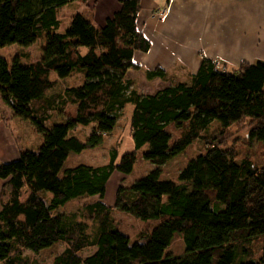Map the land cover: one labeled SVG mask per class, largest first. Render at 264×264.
<instances>
[{"label": "trees", "instance_id": "obj_1", "mask_svg": "<svg viewBox=\"0 0 264 264\" xmlns=\"http://www.w3.org/2000/svg\"><path fill=\"white\" fill-rule=\"evenodd\" d=\"M72 1L0 0V48L30 46L45 31L38 59L0 56L1 102L42 136L36 150L19 146L0 163V264H40L36 254L59 245L51 264H264V60L228 71L204 57L186 79L157 67L146 77L166 76L167 85L142 94L128 77L141 67L135 54L151 46L138 28L141 0H120L103 24L76 13L58 31V10ZM53 72L82 80L52 97ZM127 106L134 150L114 147L102 166L63 168L70 152L100 145ZM196 139L203 150L176 180L161 179V167ZM137 151L155 168L120 184L106 204L111 173L129 174ZM95 195L78 213L57 212ZM116 210L157 221L131 239ZM176 234L184 246L174 254Z\"/></svg>", "mask_w": 264, "mask_h": 264}, {"label": "rangeland", "instance_id": "obj_2", "mask_svg": "<svg viewBox=\"0 0 264 264\" xmlns=\"http://www.w3.org/2000/svg\"><path fill=\"white\" fill-rule=\"evenodd\" d=\"M98 0H89L86 3L81 0H74L69 2L59 8L58 18L60 19V26L57 29L58 31H64L68 26L70 17L76 13H82L89 20H93L96 24H103L107 17L111 16L115 10H117L113 5L105 3H98ZM107 1V0H106ZM155 4H167V0H153ZM108 2V1H107ZM114 2V1H113ZM120 3V0H119ZM165 8V7H164ZM160 9V8H159ZM157 9V10H159ZM167 11V9H166ZM165 11V13H166ZM154 12L155 18L159 21L162 17H158ZM141 31V30H140ZM143 33V32H142ZM45 40V31L40 34L36 40L30 46H19L17 44H12L10 46H5L0 48V56L6 58L10 63L14 57L18 56L22 63H28L31 60L38 59L42 54V47ZM138 63V62H137ZM141 66V63H138ZM218 68H225L228 71H231L234 67L227 64L224 65L223 62L217 63ZM180 66L177 64L171 71H165L166 76H173V70ZM153 71V67H148L143 64L140 69H132L128 72V77L132 78L136 82V86L142 94L153 93L156 90L167 85L165 82V77H156L152 80H148L146 77L147 71ZM180 78L186 79V75H180ZM52 79H57L55 88L49 91L48 95L57 96L63 91V88L68 85H76L81 82L82 77L80 74L76 73L67 78H58L54 72L51 73ZM3 106V107H2ZM0 100V118L7 119L11 115L12 119H7L9 125L15 133L11 132V128L7 125L8 123L3 120V128H0V163L8 162L11 160H3L4 158L11 157L9 154L11 150L19 151L20 147L28 150H36L42 136L37 132L33 124L29 120H24L19 117H13L10 113V110L6 108ZM132 107L127 106L123 110V114L120 116L119 121L114 128V130L105 135L103 142L93 148L83 149L81 152H70L63 168L75 167L78 165H87V166H102L108 162L109 153L112 148H117L119 155L126 151L134 150L133 140L131 138L130 132V115ZM65 114L73 116L75 113V107L69 105L65 108ZM52 118L58 119L57 113H51ZM8 126V127H7ZM1 127V126H0ZM87 130V129H86ZM85 130V131H86ZM7 134V135H6ZM7 136L11 139L7 140ZM84 137V132L80 134ZM4 142V145L3 143ZM20 146V147H19ZM203 142L199 139L194 140L190 146H188L184 151L179 152L174 158L170 159L165 165L161 167L160 177L161 179H177V172L181 166L185 163L187 159L194 157L197 152L203 150ZM138 152V158L135 162L133 170L129 174H122L119 171H113L107 181L105 195L103 196V201L108 205H113L116 195L117 187L121 185H129L134 180L138 179L148 171L155 168L150 162L145 161L141 155L140 151ZM14 160V159H12ZM0 180V188H1ZM98 199V196H90L83 199L72 200L67 203L64 207L57 210L59 213L68 214L69 212L79 211L84 205L92 203ZM115 221L118 223V229L121 232L127 234L131 239H137L140 234L144 232H149L150 227L157 221L154 218L143 219L136 217L132 214L116 210L114 213ZM183 240L180 234H176L175 238L167 249V251H172L174 254L180 253L183 250ZM62 246H57L56 249L52 251H47L44 253H39L37 255V260L40 264H51L52 258L55 255V252L60 251ZM93 249H86L82 252V255H87L92 252ZM29 253V252H27Z\"/></svg>", "mask_w": 264, "mask_h": 264}, {"label": "crops", "instance_id": "obj_3", "mask_svg": "<svg viewBox=\"0 0 264 264\" xmlns=\"http://www.w3.org/2000/svg\"><path fill=\"white\" fill-rule=\"evenodd\" d=\"M103 1L116 9L120 6L119 0H98L97 4ZM166 3L141 0L138 28L151 44L147 53L135 54L134 59L141 66L171 71L179 64L173 72L180 76L195 73L204 57L216 65L229 64L234 67L232 70L242 61L264 60V0H167ZM160 7L167 11L158 21L154 12ZM7 119H12L11 115ZM7 119L0 118V128L5 126L3 120L8 123ZM11 132L15 133L12 128ZM8 139L11 142L7 136ZM11 151V157L3 160L17 158L19 151Z\"/></svg>", "mask_w": 264, "mask_h": 264}, {"label": "built area", "instance_id": "obj_4", "mask_svg": "<svg viewBox=\"0 0 264 264\" xmlns=\"http://www.w3.org/2000/svg\"><path fill=\"white\" fill-rule=\"evenodd\" d=\"M165 11H166V8H164V7H160V9L157 10L155 14H156L158 17H162V16L164 15Z\"/></svg>", "mask_w": 264, "mask_h": 264}]
</instances>
